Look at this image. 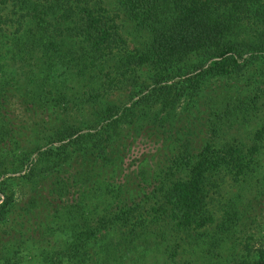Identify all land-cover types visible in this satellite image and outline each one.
<instances>
[{"label":"trees","instance_id":"16d2710c","mask_svg":"<svg viewBox=\"0 0 264 264\" xmlns=\"http://www.w3.org/2000/svg\"><path fill=\"white\" fill-rule=\"evenodd\" d=\"M121 17L142 32L133 50ZM0 43V264H19L26 248L43 264H264V238L254 256L223 255L237 204L219 223L208 209L218 172L238 181L252 171L264 86L197 96L208 79L264 59V0H0ZM117 89L127 103L109 98ZM15 90L46 117L16 129L4 107ZM172 93L201 114V143L176 138L154 167L125 173L130 136L171 128L142 104ZM234 120L257 122L251 145L217 141ZM21 129L33 134L20 139Z\"/></svg>","mask_w":264,"mask_h":264},{"label":"rangeland","instance_id":"374dc122","mask_svg":"<svg viewBox=\"0 0 264 264\" xmlns=\"http://www.w3.org/2000/svg\"><path fill=\"white\" fill-rule=\"evenodd\" d=\"M106 4L112 8L113 0H106ZM116 21L120 26L119 31L127 40L128 50H133L134 47H138L144 41L142 32L136 31L130 21L124 17L117 18ZM7 46V44L0 43V64L4 70L7 69L6 74L0 73L1 80L9 75L8 67L6 68L4 65L7 61L3 60L4 54L2 53L4 50L6 51ZM20 81L22 82V80ZM263 83L264 59L245 60L242 70L237 73L226 77L208 79L202 88L198 90L197 96L203 98L207 93L214 90L228 91L235 95L237 93L243 95L253 94L256 92L257 87L264 86ZM79 86L81 88H78V91L84 89L81 83ZM176 90L177 88L174 86L172 91L175 92ZM15 93L16 95L12 98L9 96L10 102L5 104L4 107L8 109V119H11V123L16 129L20 126L19 121L21 120L39 121L41 117H46V112L39 110L35 105L36 103L33 105L31 99L23 100L18 90H15ZM109 98L118 104L127 103L129 99L128 90L117 89L110 94ZM193 100V103H196L195 97ZM191 103L188 96H182L178 99L172 93L169 97L165 94L164 97L154 100L149 99L148 102L142 104L143 109L140 113L146 111L148 113L146 118L153 119L157 114L165 119L161 124L162 127L171 128L169 130L160 128L152 136L147 137L149 140L141 133L135 138L130 136L131 146L123 160L125 173L136 169L140 165L154 167L159 160L164 158L162 149L173 146L176 138L179 141L188 138L191 143L197 144L196 146L201 143L205 126L201 123L203 121L201 114L194 112ZM139 107L141 105H138ZM140 119L143 118L135 119L137 124L142 123ZM127 126L126 124L123 128L126 129ZM256 128L257 122L255 120L224 122L221 135L217 138V141L220 143L240 141L251 145L254 142L253 133ZM21 133L20 139L23 140L33 134L28 129H21ZM258 144L260 153L255 154L252 171L247 176L240 177L236 181L228 172L222 170L216 174L213 181L208 185V209L214 214L215 223L227 218L225 213L230 211L234 204H237L240 209L236 224L231 223L228 231L223 233L225 240L223 255L228 258L237 254H247L248 252L251 256H254L256 248L264 238V140L259 141ZM18 260L19 264H43L39 255L32 248L21 251Z\"/></svg>","mask_w":264,"mask_h":264}]
</instances>
